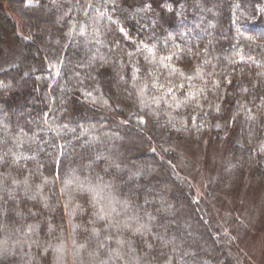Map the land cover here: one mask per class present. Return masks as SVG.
<instances>
[{
	"label": "trees",
	"instance_id": "obj_1",
	"mask_svg": "<svg viewBox=\"0 0 264 264\" xmlns=\"http://www.w3.org/2000/svg\"><path fill=\"white\" fill-rule=\"evenodd\" d=\"M207 140L264 180V0H0V264H235Z\"/></svg>",
	"mask_w": 264,
	"mask_h": 264
},
{
	"label": "rangeland",
	"instance_id": "obj_2",
	"mask_svg": "<svg viewBox=\"0 0 264 264\" xmlns=\"http://www.w3.org/2000/svg\"><path fill=\"white\" fill-rule=\"evenodd\" d=\"M161 0H130V3ZM14 50V48H12ZM177 165L227 239L235 264H264V180L237 171L230 161L228 144L177 142Z\"/></svg>",
	"mask_w": 264,
	"mask_h": 264
},
{
	"label": "snow or ice",
	"instance_id": "obj_3",
	"mask_svg": "<svg viewBox=\"0 0 264 264\" xmlns=\"http://www.w3.org/2000/svg\"><path fill=\"white\" fill-rule=\"evenodd\" d=\"M101 191H103V190L101 189ZM103 211H104V209L102 208V209H101V212H103ZM101 218H103V216H101Z\"/></svg>",
	"mask_w": 264,
	"mask_h": 264
}]
</instances>
